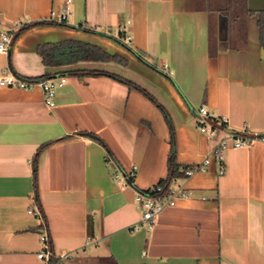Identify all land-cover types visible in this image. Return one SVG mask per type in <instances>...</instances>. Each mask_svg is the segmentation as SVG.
<instances>
[{
    "label": "crops",
    "instance_id": "obj_1",
    "mask_svg": "<svg viewBox=\"0 0 264 264\" xmlns=\"http://www.w3.org/2000/svg\"><path fill=\"white\" fill-rule=\"evenodd\" d=\"M244 1L233 21L221 8L234 0H0V32L19 25L0 76L56 83L52 106L39 83L0 85V264H46L43 233L63 264H264L260 140L229 147L222 175L211 158L177 178L190 194L133 230L135 193L167 177L173 142L185 169L217 141L199 130L197 107L264 134V0ZM67 6L65 21L51 19ZM124 22L129 43L106 33ZM70 39L124 61H42L40 44ZM133 165L132 182L113 178Z\"/></svg>",
    "mask_w": 264,
    "mask_h": 264
},
{
    "label": "built area",
    "instance_id": "obj_2",
    "mask_svg": "<svg viewBox=\"0 0 264 264\" xmlns=\"http://www.w3.org/2000/svg\"><path fill=\"white\" fill-rule=\"evenodd\" d=\"M68 13L69 8L67 6L62 12L53 11L51 19L58 22L65 21ZM127 22H129V20ZM125 25L126 23L124 22L115 28L108 29L106 33L114 36L117 39L123 40L126 43H129L131 40V35L126 32ZM18 29L19 25L5 27L1 30V53L7 54L9 52L13 36ZM61 81H65V77L62 76ZM36 83L42 85L45 102L52 106L54 104L53 97L56 87V83L52 78L26 80L11 73H3L0 76V85L2 86L32 88ZM196 114L199 130L209 138L217 137V141L215 142L210 154L206 156L202 162L184 169V177L190 176L197 170L205 169L211 162V158L214 159L218 164L219 174L222 175L226 171L225 154L229 147H244L257 140L264 142V134H252L246 129L241 131L228 130L227 117L225 115L216 114L214 110H211L206 106L202 105L197 107ZM220 132H224V135L218 137ZM136 169L137 165H133L128 172H120L119 170H116L112 175L115 179L128 180L129 182H132L136 174ZM189 194L190 191L184 185L178 184L176 178H171L169 180L166 189L163 188V185L160 182H157L146 189L136 191L134 201L137 207L141 210L142 215L140 223L135 225L133 230H139L141 225H145L148 229L152 228L157 216L166 206L174 205L178 198L186 197ZM28 211L30 213H36L41 218H43L41 209L36 210L34 207H31ZM40 241L41 248L38 251V257L43 259L46 264H63L65 255L60 254L54 257L49 235L46 233L41 234Z\"/></svg>",
    "mask_w": 264,
    "mask_h": 264
},
{
    "label": "trees",
    "instance_id": "obj_3",
    "mask_svg": "<svg viewBox=\"0 0 264 264\" xmlns=\"http://www.w3.org/2000/svg\"><path fill=\"white\" fill-rule=\"evenodd\" d=\"M232 1V0H229ZM237 4L235 7L233 5L224 6L221 8L223 14L226 16L229 15L231 19L238 20L239 12L243 11V4L244 0H234ZM38 53L42 57V61L46 65H59L64 63H71L77 60H110L115 59L118 61H124L122 57L118 54H111L108 51L104 50L102 47L84 42L77 39H70V40H62L58 42H49L40 44L37 47ZM76 72V71H73ZM86 73L88 74H96L98 73L97 70H87ZM49 74H45L48 76ZM43 79V78H41ZM125 81L131 83L129 80L125 79ZM141 91H143L147 96H149L153 101H155L158 105H160L156 99L151 95L146 89L140 87L137 84H133ZM106 146V144H104ZM110 153V152H109ZM108 153V154H109ZM109 156V155H108ZM34 176L36 179L37 175V162L36 159L34 161ZM185 176L184 169L182 166L176 161L175 157V147L174 142L172 145V149L169 155V162H168V175L165 179H161L159 182L163 185V188L166 189L167 184L171 178H182Z\"/></svg>",
    "mask_w": 264,
    "mask_h": 264
}]
</instances>
